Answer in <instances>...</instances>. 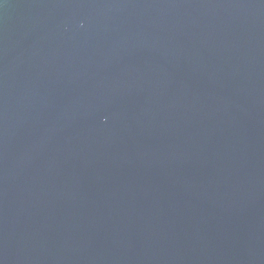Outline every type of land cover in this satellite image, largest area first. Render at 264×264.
Listing matches in <instances>:
<instances>
[{
    "label": "water",
    "instance_id": "obj_1",
    "mask_svg": "<svg viewBox=\"0 0 264 264\" xmlns=\"http://www.w3.org/2000/svg\"><path fill=\"white\" fill-rule=\"evenodd\" d=\"M0 264H264V0H0Z\"/></svg>",
    "mask_w": 264,
    "mask_h": 264
}]
</instances>
